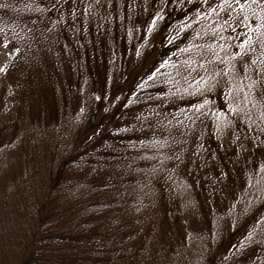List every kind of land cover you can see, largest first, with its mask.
I'll return each instance as SVG.
<instances>
[{"label":"trees","instance_id":"1","mask_svg":"<svg viewBox=\"0 0 264 264\" xmlns=\"http://www.w3.org/2000/svg\"><path fill=\"white\" fill-rule=\"evenodd\" d=\"M213 4L0 0V264H264V6Z\"/></svg>","mask_w":264,"mask_h":264},{"label":"snow or ice","instance_id":"2","mask_svg":"<svg viewBox=\"0 0 264 264\" xmlns=\"http://www.w3.org/2000/svg\"><path fill=\"white\" fill-rule=\"evenodd\" d=\"M209 2H210V0H209ZM251 5L264 6V0H242V2H241V0H219V5L213 4V5H211V9L212 10H222L220 6H223V10H226L229 8L234 10L235 7H239L243 11L245 8L250 7ZM261 10H264V7H262ZM197 12H200V9H197ZM158 17H159V13H157V16L154 17V20ZM247 21H248V17L244 16L243 20L239 23V27L245 29V31L242 33V35L244 36V39L240 40V45H239L241 47L242 51L233 52L232 56L239 57V56L244 55L245 51H251L252 50L251 48L245 49L246 45L250 46L252 44L251 33L253 31H259L261 27H264V25H261L259 23H257L254 28L249 27L248 24L246 23ZM226 23L227 22H225V24ZM188 26L189 25L182 24L181 29L183 30L185 27H188ZM233 31L235 32V29H233ZM7 43H8V41L5 40V44H7ZM213 59H219V58L216 57L215 55H213ZM223 59L225 61H228L229 57L225 56V57H223ZM252 64H253V66H255L256 62L253 61ZM234 68H235V66L233 64H231V62L229 61L228 67L223 68V73H227L229 75V77L231 78L232 73H231L230 69H234ZM245 71L250 72V69L247 65H245ZM153 75H158V69L153 72ZM209 75H211V79H209L208 76L200 78L199 85L196 89V92L190 93V94H198L201 91H207L209 88H211L213 86L214 83L217 82L215 75H213L211 73ZM248 78L251 79V76H249ZM148 79H152V77L149 76ZM258 80H264V67H261L257 70V74H256L255 79L252 80V82L248 85V87L252 88L254 90L255 86H256V82ZM193 84L194 85L197 84L196 79H193ZM261 87H264V84H262ZM207 103H208V101L204 100V104H207ZM192 107L193 108H201L202 105L197 104V105H192Z\"/></svg>","mask_w":264,"mask_h":264},{"label":"rangeland","instance_id":"3","mask_svg":"<svg viewBox=\"0 0 264 264\" xmlns=\"http://www.w3.org/2000/svg\"><path fill=\"white\" fill-rule=\"evenodd\" d=\"M12 53H13V47L10 44H8V43L5 44V40L0 37V72L3 69V65L11 57ZM235 101L237 102V104H239L241 106L240 100H237L236 99ZM63 109H64V107L61 106L59 108L58 113H61ZM222 132H223V129L220 131V134H222ZM31 142L34 143V139L32 137H30L29 134H26V145H28ZM178 171L181 172L180 174L183 175V176H188V175H193L194 174V173H192L190 171V169H188L185 166H180L178 168ZM113 173L116 176L115 178H118V179H123L124 176L127 174V176L125 178L126 182H129L130 179H138L141 176V174L139 172V167L138 168H135V165H132L129 169H122L121 171L118 170L117 172L114 171ZM163 173H164V171L162 172V169H160V171H157V174L162 175ZM106 179H107V177H106ZM121 190L122 191L119 194H116V195L113 194L114 195L113 197H117V196H119L121 194H126V193H129V191H131V189L129 188V185H127V184ZM153 190H156V189H153ZM115 191H114V193H115ZM2 201L3 200L0 201L1 202L0 205L2 204ZM69 202L70 201H68L66 204H64L62 206L63 207L68 206ZM119 202L120 201L113 200L112 201V203H113L112 206H116L115 204H119ZM122 208L123 209L130 210L127 205L126 206H123ZM4 209H6V207L3 208V206H0V214H2V215H5L6 214V213H4ZM12 213H13L14 217L16 219H18L17 213H15L14 208H13V212ZM123 218H130V216L123 215ZM155 240L156 239H154V241ZM151 251H154V250H151ZM151 251L148 253V256L150 258H151V255H153V254H151ZM139 253L141 254V252H139ZM14 255L15 254L13 252H9L8 251L7 254H6V256H5V258H4V260H5L4 261V264H17ZM163 256H165V252H164V255Z\"/></svg>","mask_w":264,"mask_h":264}]
</instances>
